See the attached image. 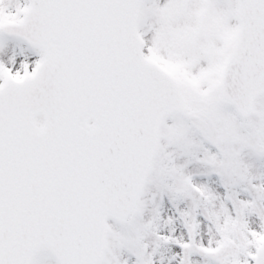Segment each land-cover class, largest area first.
<instances>
[{
  "label": "snow or ice",
  "instance_id": "6c2138e0",
  "mask_svg": "<svg viewBox=\"0 0 264 264\" xmlns=\"http://www.w3.org/2000/svg\"><path fill=\"white\" fill-rule=\"evenodd\" d=\"M0 264H264V0H0Z\"/></svg>",
  "mask_w": 264,
  "mask_h": 264
}]
</instances>
